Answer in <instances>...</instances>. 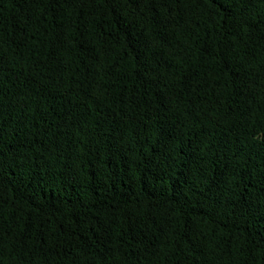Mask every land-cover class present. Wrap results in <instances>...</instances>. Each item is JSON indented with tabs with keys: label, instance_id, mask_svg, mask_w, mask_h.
<instances>
[{
	"label": "trees",
	"instance_id": "trees-1",
	"mask_svg": "<svg viewBox=\"0 0 264 264\" xmlns=\"http://www.w3.org/2000/svg\"><path fill=\"white\" fill-rule=\"evenodd\" d=\"M0 264H264V0H0Z\"/></svg>",
	"mask_w": 264,
	"mask_h": 264
}]
</instances>
